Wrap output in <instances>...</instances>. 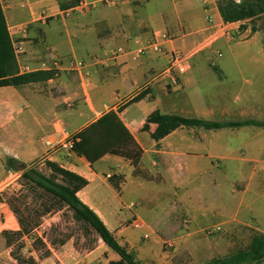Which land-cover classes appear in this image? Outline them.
Masks as SVG:
<instances>
[{
    "label": "crops",
    "instance_id": "obj_1",
    "mask_svg": "<svg viewBox=\"0 0 264 264\" xmlns=\"http://www.w3.org/2000/svg\"><path fill=\"white\" fill-rule=\"evenodd\" d=\"M205 1H135L64 19L59 12L79 0H1L13 44L25 50L16 55L20 72L49 71L55 77L0 88V163L7 170L10 158L39 168L52 161L87 179L89 184L78 193L81 201L144 264H204L247 247L257 233H264V193L257 199L256 186L249 184L242 202L234 205L189 204L183 198L203 192L207 184L199 180L212 173L225 144L237 136L244 139L247 155L238 161L254 163V175L257 168L263 169L264 128H180L160 142L143 131L156 110L187 118L264 122L263 31L249 27L235 39L216 41L188 60L177 85L165 54H136L155 34L170 36L164 44L166 54L176 49L188 52L205 40L211 27ZM216 17L222 18L220 11ZM222 46L232 53V60H219ZM119 49L124 53L112 58ZM71 58L100 62L78 71L69 67ZM146 90L150 94L145 99L128 105ZM110 112L143 150L141 167L152 180L136 176L131 162L120 156L106 154L92 164L75 152L50 151L47 146V141L67 134L77 137ZM156 127L151 125V131ZM110 175L124 178L121 193L110 184ZM1 212L6 218L3 231L21 229L7 204L1 206L0 217ZM135 218L141 222L139 228L130 224ZM207 228L216 233L205 235ZM100 241L99 253L59 251L41 264L119 261L120 256ZM168 241L174 243L171 250L163 248ZM104 254L107 259H101ZM8 259L5 264H16Z\"/></svg>",
    "mask_w": 264,
    "mask_h": 264
},
{
    "label": "trees",
    "instance_id": "obj_2",
    "mask_svg": "<svg viewBox=\"0 0 264 264\" xmlns=\"http://www.w3.org/2000/svg\"><path fill=\"white\" fill-rule=\"evenodd\" d=\"M220 13L227 22H249L261 19L264 17V0H243L240 5L224 2L220 5ZM252 29L253 31L258 30L255 26ZM215 71L219 74L218 70ZM53 77H55V74L49 71L20 72L14 44L0 0V88L21 87L48 81ZM149 94L150 90L144 91L131 99L128 105L145 99ZM151 125L157 126L153 132L151 131ZM250 126L264 128V122L187 118L180 115L163 114L160 110H156L147 118L143 131L149 132L155 141L160 142L180 128H203L209 131H217ZM110 128L113 131L111 135H109ZM74 152L78 156L85 157L92 164L106 154L120 156L131 162L135 168L136 176L147 180L153 178L141 167L143 150L129 134L115 112L108 113L86 130L80 132L77 135ZM45 167L49 170V175L40 171L41 169L36 164L26 165L14 158H10L6 162L7 170L20 174L22 187L27 188L28 191H33L34 194L49 197L55 203L52 207L42 211L37 217H34L32 211L27 208L28 217H24L15 203L10 202V208L16 215L21 229L18 231L5 230L2 232V236L5 239L7 248L11 249V255L17 264H38L33 256L24 258L20 254V251L25 248L24 239H32L34 243L41 241L36 233V230L41 226V219L64 208L72 213L76 222L88 226L106 246L120 256L119 261H111L110 264H144L138 261L135 253L130 251L127 245L121 244L101 218L81 201L78 193L89 184L87 179L60 167L52 161H46ZM109 182L121 193L124 182L122 176L113 175L109 178ZM0 201H2L1 196ZM57 206L58 208H56ZM17 243L18 246H16ZM41 243L43 242L41 241ZM49 255L50 251L48 250L43 258H47ZM263 262L264 233H257L247 247L238 249L226 257L214 258L204 264H261Z\"/></svg>",
    "mask_w": 264,
    "mask_h": 264
},
{
    "label": "rangeland",
    "instance_id": "obj_3",
    "mask_svg": "<svg viewBox=\"0 0 264 264\" xmlns=\"http://www.w3.org/2000/svg\"><path fill=\"white\" fill-rule=\"evenodd\" d=\"M255 26L258 30L264 32V17L256 19L254 21L245 22L241 28L240 33L249 27ZM222 57H219L220 61H228L233 59L232 53L226 46L221 47ZM248 57V56H247ZM231 120V119H230ZM234 120H238L234 118ZM244 139L241 135L229 140L225 144V152L223 158L214 161V170L211 174H207L200 182H205L207 185L203 189V192L198 195H183L187 201L193 203L199 202L201 205H234L242 202V191L251 184L256 186V198L259 199L260 194L264 193V167L263 169L257 168V174H253L254 163H248L246 161H238L247 155L243 154ZM225 156V157H224ZM236 160V161H235ZM41 169V170H40ZM40 171L49 175V170L44 166L40 167ZM235 193H234V192ZM0 208L4 204L10 207V202H14L15 205L21 211V215L28 217L27 208H29L34 217L40 215V213L55 204L49 197H44L42 194H34L33 191H28L27 188L22 187L20 174L12 172L10 174L4 166L0 163ZM162 197V196H161ZM14 200V201H13ZM164 200H161V205ZM247 202V201H245ZM264 205V200H262ZM145 206V205H144ZM143 207V205H142ZM58 208V206L56 207ZM0 217V264L9 262V257H12L11 249L7 248L4 237L1 232L6 227L4 225L6 218L4 219V213ZM184 219V217H181ZM10 223V222H9ZM9 225V224H8ZM7 225V226H8ZM213 228H207L204 231L205 235H214L216 232ZM40 240L36 243L32 239L25 238V248L20 251V254L24 258L33 256L36 258L38 264L45 259L46 252L50 251V256L56 252H64L66 254L78 251L82 254H88L92 250L96 249V252H101L102 242L98 236L88 226L83 223L76 222L73 215L66 208L54 211L41 219V226L36 230ZM100 242V243H99ZM171 243V244H170ZM173 241H168L164 244L165 250H171ZM18 246V243L17 245ZM17 248V247H16ZM107 254L101 256V259H107ZM12 260L17 264L15 259ZM58 263H61L59 259ZM94 264H99L95 259Z\"/></svg>",
    "mask_w": 264,
    "mask_h": 264
},
{
    "label": "built area",
    "instance_id": "obj_4",
    "mask_svg": "<svg viewBox=\"0 0 264 264\" xmlns=\"http://www.w3.org/2000/svg\"><path fill=\"white\" fill-rule=\"evenodd\" d=\"M135 1H147V0H79V2L71 6L66 10L59 12V15L68 19L77 15H88L94 10L101 6L105 7H115L122 3H129ZM224 2H232L235 4H242L243 0H206L205 1V11L207 12V18L210 24V33L205 40L194 46L188 52H183L180 49L173 50L166 54L164 50V44L170 39V36L166 33L158 35H153L143 46H141L136 54L138 56H145L147 54H165L169 58L168 71L173 77V83L178 84V76L187 72L188 60L199 52L205 50L206 48L212 46L216 41L222 39H235L240 34V28L245 23L242 21L238 22H227L222 18L217 19V13L220 11V5ZM16 55H22L25 50L22 46L14 45ZM124 53L123 50L119 49L112 54V58H116ZM58 62V61H57ZM98 58L92 59L90 63L79 59H69L68 64L71 69L83 71L87 68L89 64L99 63ZM44 67H47L44 64ZM147 89V87L145 88ZM77 142V137L67 134L65 138H61L56 141H47L46 144L50 151L65 150L68 153L74 152V147ZM112 175L109 176V178ZM134 228H139L141 222L135 218L130 223Z\"/></svg>",
    "mask_w": 264,
    "mask_h": 264
}]
</instances>
